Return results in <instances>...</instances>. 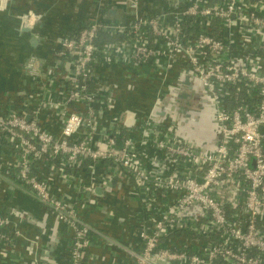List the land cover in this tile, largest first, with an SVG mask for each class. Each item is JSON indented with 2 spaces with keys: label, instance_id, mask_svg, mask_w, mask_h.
<instances>
[{
  "label": "built area",
  "instance_id": "built-area-1",
  "mask_svg": "<svg viewBox=\"0 0 264 264\" xmlns=\"http://www.w3.org/2000/svg\"><path fill=\"white\" fill-rule=\"evenodd\" d=\"M142 2L96 0L97 11L106 5L124 6L130 21L109 22L95 12L61 38L58 61L70 64L59 79L63 90L56 96L44 80L35 93L40 102L32 115L28 109L33 94L22 92L18 104L11 106L0 103V145L17 150V181L55 216L59 227L68 228L66 264H85L92 235L99 232L79 212L95 203V185L82 186L77 200L56 193L54 183L58 175L67 179L68 170L83 162L95 168L103 161L120 176L132 178L149 196L148 206L143 200L145 208L156 211L138 231L141 245L114 240L126 252L124 264H264V0H174L156 15L144 14ZM9 3L0 0V12ZM25 16L32 26L43 18L33 11L23 13L19 28ZM106 37L113 40L102 43ZM152 63L161 80L181 64L178 74L191 77L210 95L217 141L211 147L187 139L175 132V121L146 117L137 126L139 132L173 162L171 169L155 176L123 126L110 133L98 130L99 117L116 103L114 90L105 83H88L94 81L96 65L140 69ZM27 66L35 79L41 77L37 59L31 58ZM241 91L248 99L238 102ZM46 109L59 116V135L40 121ZM170 194L173 197L163 206L157 195ZM183 231L195 235L183 241L172 238ZM19 240L30 238L0 210L4 255Z\"/></svg>",
  "mask_w": 264,
  "mask_h": 264
},
{
  "label": "crops",
  "instance_id": "crops-1",
  "mask_svg": "<svg viewBox=\"0 0 264 264\" xmlns=\"http://www.w3.org/2000/svg\"><path fill=\"white\" fill-rule=\"evenodd\" d=\"M95 2L96 0H11L8 9L0 12V103L11 106V103L18 104L15 101H20L24 92L28 95L33 94L32 107L28 109L31 114L33 108H36L40 102L35 93L41 91L44 80L53 94L58 95L63 90L59 79L62 73L68 71L70 65L66 59L58 61L59 41L78 29L90 14L100 12L104 20L113 23L130 21L131 17L124 6L106 5L104 10L97 11ZM173 4L174 0H143L141 10L144 14L156 15L162 8H169ZM30 11L43 15L33 32L40 38L35 45L30 41V33L22 34L19 31V16ZM31 58L37 59L39 63L41 77L38 79L34 78L32 70L25 68ZM152 65L140 69L119 64L108 67L94 66V83H105L113 88L116 111L140 108L136 130L146 118L145 105L140 103L143 101V96L151 91L152 86L161 83V78ZM180 67L181 64H177L176 72L174 71L176 75ZM129 76L133 78L130 79ZM77 108L81 111L85 110V106ZM39 118L50 132L55 135L61 133V121L55 110H42ZM123 133L132 138L125 128ZM135 135L141 137L139 130ZM96 138L99 136L96 135ZM17 153V150L10 146L0 145V165L3 175H0L2 176L0 210L10 214L30 240H19L16 246L11 248V252L6 251V255L0 247V264H40L45 240L39 230L23 218H28L26 212L30 211L36 214L37 220H44L48 210L26 186L17 181L16 164L19 158ZM77 166L79 167L68 170L71 175L67 179L58 175L54 188L58 194L68 193L80 200L79 196L82 194L78 193L79 189L82 186L95 185V203L90 208L82 207L79 211L82 217L99 231L92 235L93 244L85 264H124L128 260L126 252L116 246L114 240L120 241L123 245L136 243L141 245L138 231L155 216L151 213L156 211L145 208L144 192L136 186L132 178L117 174L118 171L109 161L100 162L95 168H91L89 163L85 162ZM43 171H47V167H44ZM89 196V194L85 195L86 198ZM157 197L165 206L173 196L170 194L167 197L158 195ZM20 212L23 218L19 216ZM54 222L56 218L53 214L45 221L50 226ZM58 230V236L63 244L62 251L65 253L61 255L57 252V254L62 258V264H66L70 244L69 232L65 225L58 226Z\"/></svg>",
  "mask_w": 264,
  "mask_h": 264
},
{
  "label": "water",
  "instance_id": "water-1",
  "mask_svg": "<svg viewBox=\"0 0 264 264\" xmlns=\"http://www.w3.org/2000/svg\"><path fill=\"white\" fill-rule=\"evenodd\" d=\"M35 28L36 26H32L27 21V16L24 17L23 26L19 28L20 33L31 34L30 41L33 45H35L36 42H38L40 39L35 33H33ZM25 68L28 69V66H25ZM175 68L176 67H173L166 75L168 76L174 73V71L176 72ZM166 80H168V78ZM187 83L191 85L193 84V80L191 77H188ZM116 110L117 107L115 103L112 109L105 111L99 117L97 121L98 130L100 132H112L118 125L123 126L132 136L134 145L136 146L138 151L145 157L147 161V169L152 175H161L168 169H171L173 167V162L169 154L157 148L151 140L144 139L141 133V137H137L135 135L136 131H138L136 130V125L139 113H141L140 108L134 107V109L130 108L122 112H118ZM261 131L264 132V126L261 127ZM26 213H28V218H23L22 212L19 213V216H22L21 218H23L27 223L37 228L45 240V245L41 253L40 264H62V258H60L58 254L62 255L65 252L62 251L63 244L61 238L57 236L58 224L57 222H54V224L50 226V224L45 223V221L51 215L50 212L46 211L44 218L45 221L43 219L37 220V218L35 217L36 214L30 211Z\"/></svg>",
  "mask_w": 264,
  "mask_h": 264
},
{
  "label": "flooded vegetation",
  "instance_id": "flooded-vegetation-1",
  "mask_svg": "<svg viewBox=\"0 0 264 264\" xmlns=\"http://www.w3.org/2000/svg\"><path fill=\"white\" fill-rule=\"evenodd\" d=\"M172 74L162 78L153 91L143 96L140 103L145 105L146 117L152 121H175V132L180 134H191L196 126L201 131H205L208 126L211 131L216 124V110L210 95L202 90L200 84L194 81L192 85L188 84V76ZM194 137L190 138L197 142L198 139Z\"/></svg>",
  "mask_w": 264,
  "mask_h": 264
},
{
  "label": "trees",
  "instance_id": "trees-1",
  "mask_svg": "<svg viewBox=\"0 0 264 264\" xmlns=\"http://www.w3.org/2000/svg\"><path fill=\"white\" fill-rule=\"evenodd\" d=\"M95 14L96 13L90 14L87 17V19H89V17L91 18V16L94 17ZM112 40H113V38L106 37L105 39L102 40V43H104L105 41L111 42ZM88 83L91 84V85H93V84L96 85V83H94V81L91 80V79L88 80ZM155 87L156 86H152L151 87V91H153ZM245 98L248 99L247 93L245 91L244 92L241 91V92H239L238 100L237 101L238 102H241V101L245 100ZM193 130L194 131L191 134H189V133H183L184 137L188 139V138H190L192 136H195L198 139L199 142H205L206 144L211 145V147H213L214 145H216V143H217V141L215 140L216 136L213 134L214 131L216 133V129L214 130V128H213L212 131L210 132L211 134H209V132H205L206 134H203L201 132L200 128L197 127V126L194 127ZM194 235L195 234L193 232H191V231H183L182 234H178V233L172 234V238H174L175 241H183L184 239H187V238L192 237Z\"/></svg>",
  "mask_w": 264,
  "mask_h": 264
},
{
  "label": "rangeland",
  "instance_id": "rangeland-1",
  "mask_svg": "<svg viewBox=\"0 0 264 264\" xmlns=\"http://www.w3.org/2000/svg\"><path fill=\"white\" fill-rule=\"evenodd\" d=\"M203 134H206L205 132H209V134H211L210 132V129H209V127L208 126H206V130L205 131H201ZM143 200H144V202L146 203V205L148 206V204H149V202H150V200H149V196L144 192V198H143ZM152 206H151V209H153V207H154V203L153 204H151Z\"/></svg>",
  "mask_w": 264,
  "mask_h": 264
}]
</instances>
